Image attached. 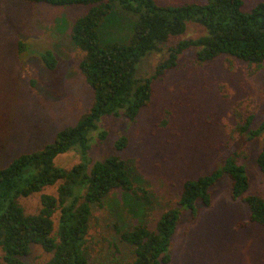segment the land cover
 <instances>
[{
  "label": "rangeland",
  "instance_id": "1",
  "mask_svg": "<svg viewBox=\"0 0 264 264\" xmlns=\"http://www.w3.org/2000/svg\"><path fill=\"white\" fill-rule=\"evenodd\" d=\"M243 1L251 10L264 0ZM85 12L84 7L0 0V169L23 153L53 143L58 133L75 126L92 107L94 92L80 71L81 53L70 39L74 21ZM135 22L134 14L115 8L100 28L102 42H127ZM204 32L199 24L189 22L187 31L173 41L197 38ZM165 50L144 58L138 75L152 76ZM47 51L59 60L55 69L43 61ZM220 85L229 88V99ZM248 97L254 101L258 127L264 122V68L250 75L240 65L231 73L224 59L199 64L191 49L163 79L153 82L151 103L135 121L101 118L89 157L108 158L115 154L117 139L127 137L128 147L117 154L152 202L145 205L129 194L112 193L104 211L96 212L99 226L92 221L91 239L97 251L90 264L133 260V247L121 240L115 226L121 231L140 225L155 229L161 215L176 208L184 182L209 174L229 154L223 122L232 107ZM104 132L108 137L99 139ZM263 147L264 133L251 143L246 167L249 193L264 198V174L256 161ZM81 161V153L73 150L60 155L55 164L71 169ZM56 190L48 188L44 193L56 194ZM230 192L231 180L226 176L211 190V204H198L197 217L183 213L172 238L170 264H264V228L243 225L249 221L248 206L234 201ZM40 197L20 200L27 214L39 212ZM49 257L35 247L26 263L45 264Z\"/></svg>",
  "mask_w": 264,
  "mask_h": 264
},
{
  "label": "trees",
  "instance_id": "2",
  "mask_svg": "<svg viewBox=\"0 0 264 264\" xmlns=\"http://www.w3.org/2000/svg\"><path fill=\"white\" fill-rule=\"evenodd\" d=\"M21 1L86 8L74 21L70 39L81 53L79 68L94 92V102L89 112L75 126L58 133L53 143L23 153L0 169V264H27L35 247L50 256L45 264H90L97 251L91 239L92 221L99 226L96 212L104 211L105 200L120 191L145 205L152 202L148 191L134 183L126 161L117 154L128 147L127 137L117 139L115 154L108 158L89 157L98 122L104 116L135 121L151 103L153 82L163 79L191 49L196 51L199 64L224 59L231 73L242 65L250 75L257 74L264 68V1L251 10H246L243 0H175L176 4L171 0ZM117 7L136 16L134 32L127 42L103 43L100 28ZM189 22L203 27L204 34L174 42L187 31ZM19 46L22 51L23 43ZM164 49L166 54L154 74L138 75L140 62ZM42 58L50 69L59 64L50 51ZM219 87L229 99V88ZM256 119L252 98L232 107L223 122L229 154L209 174L184 182L176 208L165 211L155 229L140 225L121 231L115 226L121 240L133 247V260L128 264H170L172 238L183 213L189 211L197 217L198 204L209 206L211 190L226 176L231 180V198L248 206L249 221L243 225L264 228V198L249 193L246 167L251 143L264 133V122L257 127ZM99 137L108 136L104 132ZM73 150L81 153L79 164L71 169L55 164L60 155ZM256 161L264 174V147ZM53 187H57L56 194L44 193ZM37 194H41L40 210L27 214L20 200Z\"/></svg>",
  "mask_w": 264,
  "mask_h": 264
}]
</instances>
